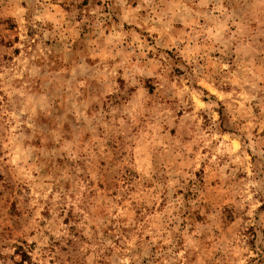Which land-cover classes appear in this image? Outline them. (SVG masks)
Returning <instances> with one entry per match:
<instances>
[{
    "label": "rangeland",
    "instance_id": "374dc122",
    "mask_svg": "<svg viewBox=\"0 0 264 264\" xmlns=\"http://www.w3.org/2000/svg\"><path fill=\"white\" fill-rule=\"evenodd\" d=\"M0 264H264V0H0Z\"/></svg>",
    "mask_w": 264,
    "mask_h": 264
}]
</instances>
